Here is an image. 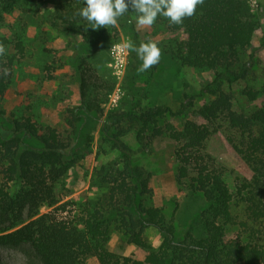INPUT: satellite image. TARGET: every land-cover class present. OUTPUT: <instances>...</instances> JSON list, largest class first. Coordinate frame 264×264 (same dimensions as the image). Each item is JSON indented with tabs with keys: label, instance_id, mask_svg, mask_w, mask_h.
I'll return each instance as SVG.
<instances>
[{
	"label": "trees",
	"instance_id": "obj_1",
	"mask_svg": "<svg viewBox=\"0 0 264 264\" xmlns=\"http://www.w3.org/2000/svg\"><path fill=\"white\" fill-rule=\"evenodd\" d=\"M46 3L55 6L48 22L66 37L80 36L86 47L94 37L107 36L106 26L94 30L77 14L83 0H0V24L16 11L34 13ZM135 15L126 12L117 19L118 26L134 30ZM153 24L180 34L169 41L167 53L181 66L213 73L203 87L207 100L193 108L191 95L176 111L138 104L105 114L102 104L110 91L100 95L88 55L72 59L80 100L65 109L62 131L40 125L31 114L11 119L9 128L0 126V247L27 245L41 264H89L90 258L97 264H264V80L258 90H243L250 101L261 98L249 111L234 109L230 89L248 77L255 62L252 40L258 14L248 0H202L180 25L160 15ZM134 42L140 44L137 37ZM0 47V70L8 69L6 76L0 71L1 98L12 83L15 64L28 51L16 33L0 34ZM131 59L136 70L141 61L134 51ZM100 119L99 145L109 144L118 155L115 162L94 170L93 182L104 191L78 205L71 219L41 213L42 207L59 203L57 185L91 152L92 137L85 127ZM220 130L251 173L249 178L235 177L232 186L206 151L208 139ZM130 131L141 151L158 138L174 142L176 183L204 201L197 219L200 235L190 231V219L180 236L175 217L167 219L160 208L147 203L151 173L134 164V150L122 140ZM112 227L143 252L142 260L108 250ZM149 227L161 236L157 247L144 235Z\"/></svg>",
	"mask_w": 264,
	"mask_h": 264
},
{
	"label": "rangeland",
	"instance_id": "obj_2",
	"mask_svg": "<svg viewBox=\"0 0 264 264\" xmlns=\"http://www.w3.org/2000/svg\"><path fill=\"white\" fill-rule=\"evenodd\" d=\"M248 1L258 14L259 27L252 40L255 62L250 65L248 77L230 85L233 106L237 111H249L260 104L261 98L250 101L244 96L243 90H258L264 80V48L261 47L264 35V0ZM54 7L53 4L46 3L34 13L16 11L5 17L4 24H0V34L8 37L19 34L28 51L27 57L15 64L9 90L0 98V126L5 127L4 129L10 127L11 119L31 114L33 120L40 125H49L62 131L65 109L77 105L80 100L71 62L84 53L88 55V60L98 75L93 78L94 83L101 86L100 95L104 96L110 91L102 104L105 114L138 104L167 106L176 111L181 105L187 104L191 95H194L193 108L201 106L207 100L203 87L211 80L213 73L181 66L167 53L169 41L179 37V33H170L156 24L139 26L133 17L134 30L130 26L120 28L117 23L114 24L117 30L111 25H105L107 36L94 37L89 46L85 47L80 36L72 40L50 25L49 15ZM134 37H137L139 43L154 42L161 49L159 62L145 71H140L141 62L134 69L136 63L131 59L132 50L124 47L127 43L134 45ZM75 43L79 44V48H76ZM84 48L87 49L83 50ZM101 119L85 127L92 137L91 152L57 185L59 203L49 208L42 207L41 213L52 212L60 219H71L78 205L87 200H95L104 191L98 183L93 182L94 170L102 164L115 162L118 155L109 144L99 145ZM122 140L134 150V164L151 173L152 194L147 198V203L160 208L167 219L174 216L180 236L185 235L182 230L187 228L190 219L194 220V229L190 231L200 235L202 228H199L197 219L204 208V201L176 183L174 142L168 138H158L146 150L141 151L134 131L128 132ZM206 151L223 168L231 186L235 177H250V170L234 155L223 131L210 136ZM144 235L153 247L161 242L159 232L153 227L147 228ZM107 248L121 256H133L140 260L144 258L143 252L128 243L114 227L109 233ZM0 261L2 264H41L27 245L18 248L0 247ZM88 263L97 264L95 258H90Z\"/></svg>",
	"mask_w": 264,
	"mask_h": 264
},
{
	"label": "clouds",
	"instance_id": "obj_3",
	"mask_svg": "<svg viewBox=\"0 0 264 264\" xmlns=\"http://www.w3.org/2000/svg\"><path fill=\"white\" fill-rule=\"evenodd\" d=\"M201 2L202 0H83L77 14L94 30L100 26L116 24L117 19L130 10L136 13L135 22L139 26L153 25L158 15L166 17L170 24L180 25L185 17L193 15ZM124 47L136 53L141 61L140 71L159 62L161 49L154 42L139 45L127 43ZM3 51L0 47V54ZM0 71L5 76L8 74L7 68Z\"/></svg>",
	"mask_w": 264,
	"mask_h": 264
}]
</instances>
